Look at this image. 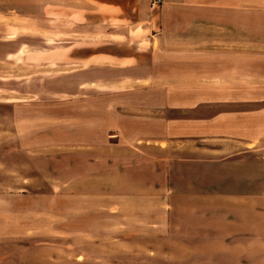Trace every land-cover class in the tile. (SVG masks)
Masks as SVG:
<instances>
[{"label": "rangeland", "instance_id": "rangeland-1", "mask_svg": "<svg viewBox=\"0 0 264 264\" xmlns=\"http://www.w3.org/2000/svg\"><path fill=\"white\" fill-rule=\"evenodd\" d=\"M223 2L160 84L0 58V264H264V0Z\"/></svg>", "mask_w": 264, "mask_h": 264}, {"label": "crops", "instance_id": "crops-1", "mask_svg": "<svg viewBox=\"0 0 264 264\" xmlns=\"http://www.w3.org/2000/svg\"><path fill=\"white\" fill-rule=\"evenodd\" d=\"M28 1L13 10L0 8V16L12 24L2 23L0 30L23 33L0 43V58L15 61L22 56L23 62L58 66L64 79L76 72L75 78L86 79L80 83L83 91L108 87V80L112 81L109 87L116 88L171 81L174 77L153 73L149 58L175 46L176 41L167 38L170 33L187 30L195 20L206 21L207 13L227 11L224 0H162L157 10L151 9L150 0ZM84 73L90 76L83 77ZM49 76L44 78L45 84ZM39 86L30 90L75 94L65 87Z\"/></svg>", "mask_w": 264, "mask_h": 264}, {"label": "built area", "instance_id": "built-area-1", "mask_svg": "<svg viewBox=\"0 0 264 264\" xmlns=\"http://www.w3.org/2000/svg\"><path fill=\"white\" fill-rule=\"evenodd\" d=\"M162 0H150V7L152 10H157L162 5Z\"/></svg>", "mask_w": 264, "mask_h": 264}]
</instances>
